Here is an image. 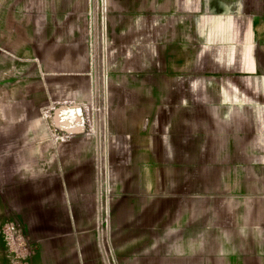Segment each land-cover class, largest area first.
I'll return each instance as SVG.
<instances>
[{
	"label": "crops",
	"instance_id": "0c3cea01",
	"mask_svg": "<svg viewBox=\"0 0 264 264\" xmlns=\"http://www.w3.org/2000/svg\"><path fill=\"white\" fill-rule=\"evenodd\" d=\"M89 7H3L2 46L18 28L17 55L40 70L50 106H90ZM103 7L106 158L95 127L4 186L24 264H107L105 249L115 264H264V0ZM4 241L0 264H11Z\"/></svg>",
	"mask_w": 264,
	"mask_h": 264
},
{
	"label": "rangeland",
	"instance_id": "374dc122",
	"mask_svg": "<svg viewBox=\"0 0 264 264\" xmlns=\"http://www.w3.org/2000/svg\"><path fill=\"white\" fill-rule=\"evenodd\" d=\"M14 1L16 0H0V4L14 3ZM89 3L90 7L84 22V46L90 69V100L87 102L90 106L77 108L70 105L55 106L54 104V106H50L46 104L43 97L44 92L41 89L43 86L42 75L39 69L34 68L35 65L32 66L28 55L24 61H20L16 73L12 69H4L0 72V101L2 103L0 110L7 112L13 110V114L18 110L25 112L27 109L25 106L29 104L26 103L27 99L31 104L28 108L32 111L30 118H32L33 125L30 141L25 131L27 123H24L25 116L16 117L17 124L14 127L17 128L18 137L15 140L9 137L6 141L7 145L4 146L5 152L0 153V242L5 240L11 264H24L28 251L26 250V242L20 240L18 231L12 230L16 224L11 221L13 219L12 213L5 206L4 186L34 176L38 169H43L50 158L51 150L60 139L79 132L92 134L96 127L95 129H98L99 134H101V141L103 142L106 134L108 140L105 37L103 31L104 0H89ZM68 109H78L79 118L73 119V122L70 120L62 122L63 113L61 112ZM2 114L4 115L3 112ZM28 141H30L29 146L27 145ZM104 155L103 148L102 157ZM27 164L29 166H26Z\"/></svg>",
	"mask_w": 264,
	"mask_h": 264
},
{
	"label": "bare ground",
	"instance_id": "6f19581e",
	"mask_svg": "<svg viewBox=\"0 0 264 264\" xmlns=\"http://www.w3.org/2000/svg\"><path fill=\"white\" fill-rule=\"evenodd\" d=\"M26 103H29L28 105L25 106L26 111L25 112H20L15 111V114H13V110L10 112H7L6 110H0V153L1 152H5L4 151V146H6V141L9 139V137L13 140L17 139V135H18V131L17 128L14 127L16 126V117L18 116H25V122L26 126H25V131L27 132V137L28 140H30V136L32 133V118H30L32 116V111L28 108L30 107V101H28L26 99ZM1 101H0V109H2V105H1ZM6 109V108H5ZM34 111V110H33ZM2 112L4 113V115L2 114ZM63 113L62 122H64V120H70L73 122V119L77 118L78 115H80L79 110L78 109H68V110H64ZM62 115V114H61ZM4 118V119H3ZM69 122V121H68ZM31 141V140H30ZM27 142V145L29 146V142Z\"/></svg>",
	"mask_w": 264,
	"mask_h": 264
},
{
	"label": "flooded vegetation",
	"instance_id": "af4514ba",
	"mask_svg": "<svg viewBox=\"0 0 264 264\" xmlns=\"http://www.w3.org/2000/svg\"><path fill=\"white\" fill-rule=\"evenodd\" d=\"M4 5L8 6L9 8L14 7V3H10V2L0 4V16L3 12ZM8 31H9L10 39L8 43L5 44L6 46H2L4 41L0 35V66H1L0 72H2V70L4 69H12V71L15 72L16 70H18L21 61L19 56L17 55L19 51L18 40L14 38L15 36L13 37V35H15L16 32H18V28H16L15 26H11L10 30Z\"/></svg>",
	"mask_w": 264,
	"mask_h": 264
},
{
	"label": "built area",
	"instance_id": "2783aa9c",
	"mask_svg": "<svg viewBox=\"0 0 264 264\" xmlns=\"http://www.w3.org/2000/svg\"><path fill=\"white\" fill-rule=\"evenodd\" d=\"M107 135V134H106ZM104 136L103 142L100 140V146H102V148L100 150H102L103 148L106 149V145H107V136ZM102 174V172H101ZM100 199H99V204H98V226L100 227H107L108 226V217L107 214L105 213V208H104V204H103V194L102 192H100ZM12 230H15L14 227H12ZM104 255L106 258V262L107 264H115L114 258L112 256V254L110 252H108L106 249L104 250Z\"/></svg>",
	"mask_w": 264,
	"mask_h": 264
}]
</instances>
